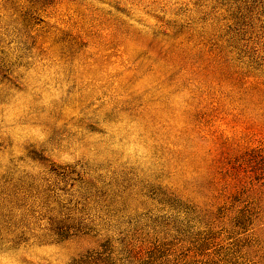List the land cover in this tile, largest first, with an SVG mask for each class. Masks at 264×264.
<instances>
[{
  "label": "rangeland",
  "instance_id": "374dc122",
  "mask_svg": "<svg viewBox=\"0 0 264 264\" xmlns=\"http://www.w3.org/2000/svg\"><path fill=\"white\" fill-rule=\"evenodd\" d=\"M0 264H264V0H0Z\"/></svg>",
  "mask_w": 264,
  "mask_h": 264
}]
</instances>
